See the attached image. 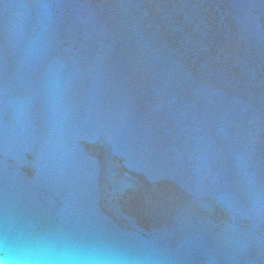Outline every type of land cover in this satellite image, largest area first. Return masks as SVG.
I'll return each mask as SVG.
<instances>
[{"label": "water", "instance_id": "95a60500", "mask_svg": "<svg viewBox=\"0 0 264 264\" xmlns=\"http://www.w3.org/2000/svg\"><path fill=\"white\" fill-rule=\"evenodd\" d=\"M264 264V0H0V262Z\"/></svg>", "mask_w": 264, "mask_h": 264}, {"label": "clouds", "instance_id": "9594fccd", "mask_svg": "<svg viewBox=\"0 0 264 264\" xmlns=\"http://www.w3.org/2000/svg\"><path fill=\"white\" fill-rule=\"evenodd\" d=\"M0 264H7V260L0 262Z\"/></svg>", "mask_w": 264, "mask_h": 264}]
</instances>
